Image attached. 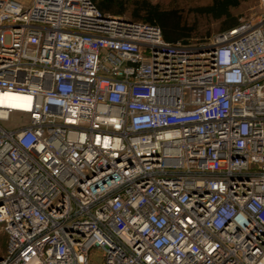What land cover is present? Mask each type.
I'll use <instances>...</instances> for the list:
<instances>
[{
  "label": "built area",
  "instance_id": "obj_1",
  "mask_svg": "<svg viewBox=\"0 0 264 264\" xmlns=\"http://www.w3.org/2000/svg\"><path fill=\"white\" fill-rule=\"evenodd\" d=\"M258 4L191 45L90 0H0V264H264Z\"/></svg>",
  "mask_w": 264,
  "mask_h": 264
},
{
  "label": "trees",
  "instance_id": "obj_2",
  "mask_svg": "<svg viewBox=\"0 0 264 264\" xmlns=\"http://www.w3.org/2000/svg\"><path fill=\"white\" fill-rule=\"evenodd\" d=\"M91 3L103 14L121 17L122 19L135 23H145L157 26L166 42H182L189 44L190 41H202L204 37L201 29L195 24H190L187 18L177 9H164L157 4H151L147 0L134 3L131 12L126 14V0H90ZM249 0H211L209 4L196 7L192 13L219 23L217 34L236 27L239 16L233 13L242 3ZM209 34L208 31L206 33ZM205 42V41H204ZM202 42V43H204ZM197 42V44H202ZM0 258L5 252L6 236L0 238Z\"/></svg>",
  "mask_w": 264,
  "mask_h": 264
},
{
  "label": "rangeland",
  "instance_id": "obj_3",
  "mask_svg": "<svg viewBox=\"0 0 264 264\" xmlns=\"http://www.w3.org/2000/svg\"><path fill=\"white\" fill-rule=\"evenodd\" d=\"M20 3L27 5L29 4L30 0H18ZM140 0H126L127 4V11L126 14H129L135 6L134 3L139 2ZM151 4H157L159 7L164 9H177L178 11L182 12L181 14L187 18V21L192 24L195 23L204 34L202 37V41L193 40L190 41L189 44L191 45H198L197 42H206L209 38L213 37L217 34L219 23L212 22L206 18L196 16L192 13V10L196 7L204 6L210 3L211 0H147ZM259 4L258 0H249L246 3H242L237 9L233 10V13L239 16V22L243 20H252L256 21L260 12H259ZM208 31V35L206 34ZM27 123V116L23 114L13 113L10 116L8 122L4 124L6 128L18 127L22 126L23 124ZM5 236L4 233H0V238ZM0 247H3L0 245ZM5 247V246H4ZM100 253L101 251L98 249H93L91 251L90 259L93 263H97L100 260Z\"/></svg>",
  "mask_w": 264,
  "mask_h": 264
}]
</instances>
